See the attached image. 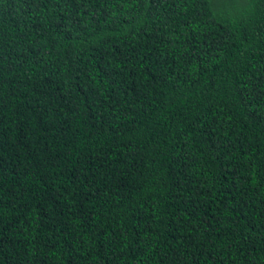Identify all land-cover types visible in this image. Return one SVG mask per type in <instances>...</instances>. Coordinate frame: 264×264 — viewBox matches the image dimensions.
I'll return each mask as SVG.
<instances>
[{
    "label": "trees",
    "instance_id": "obj_1",
    "mask_svg": "<svg viewBox=\"0 0 264 264\" xmlns=\"http://www.w3.org/2000/svg\"><path fill=\"white\" fill-rule=\"evenodd\" d=\"M0 264H264V0H0Z\"/></svg>",
    "mask_w": 264,
    "mask_h": 264
}]
</instances>
